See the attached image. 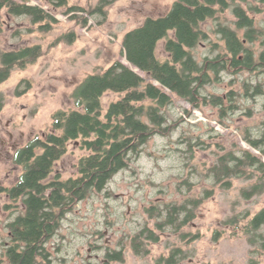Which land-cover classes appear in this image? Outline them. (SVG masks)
<instances>
[{
	"label": "rangeland",
	"instance_id": "1",
	"mask_svg": "<svg viewBox=\"0 0 264 264\" xmlns=\"http://www.w3.org/2000/svg\"><path fill=\"white\" fill-rule=\"evenodd\" d=\"M29 4L42 5L57 20L48 31H42L25 16H7L2 11L0 22V49H16L21 46L40 44L43 55L25 69H14L9 78L0 84L5 103L0 110V186H12L21 173L12 155L14 150L34 137L51 130V116L59 109H75L72 93L89 74L103 72L122 56L124 34L141 25L147 17L165 15L176 0H115L104 6V14L92 12L99 0H68V6H78L83 11L69 12L67 6L54 7L37 0H26ZM239 1L250 10L257 6L261 11H249L257 27L264 26V2L260 0ZM87 17L83 24L81 17ZM235 17L231 8L218 12L214 17L200 23L208 35L192 53L198 62L216 59L226 53L223 40L216 34L218 24L234 29ZM240 36L243 30L236 29ZM74 33V40H57L60 36ZM263 37L247 43L255 55L262 50ZM165 39L156 46L160 60L168 58L164 51ZM209 80L200 90L198 107L181 99L168 106L165 111L169 129L163 134L153 135L144 145L140 157L116 173L101 192H94L78 201L61 222V227L47 242L50 260L39 264H107L105 253L120 250L124 260L108 264H162L159 259L167 256L172 247H181L188 257L178 264H264V251L256 250L247 242L242 226L249 217L264 207V193L244 199L240 189L250 184L245 179H234L229 189H222L204 177L206 167L215 160L216 154L239 144L250 145L243 139L248 130L252 137L264 124V69L221 70L217 76L210 72ZM260 84L247 95L245 84ZM237 94L234 109L225 115L209 103L210 95ZM119 95L106 92L102 96L104 109ZM229 104V99L225 100ZM234 103V102H233ZM11 135V136H10ZM183 138L202 143L189 159ZM258 153L257 150H254ZM87 154L78 142H70L66 154L56 163L52 179L57 173L62 179L77 174V162ZM264 159V157H263ZM188 178L191 183L189 195H203L204 189H213V194L204 199L196 210L194 220L179 233L166 231L157 242L148 244V253L134 254L130 239L147 222L154 228V219L149 218L145 208L159 201L180 199L179 182ZM10 199L0 193V259L5 256V243L9 242L6 223L18 211L5 207ZM248 216L246 217V214ZM237 215L238 224L224 222ZM236 227V228H235ZM218 231L217 234L215 232ZM264 231V227H263ZM195 238L192 239V236Z\"/></svg>",
	"mask_w": 264,
	"mask_h": 264
},
{
	"label": "trees",
	"instance_id": "2",
	"mask_svg": "<svg viewBox=\"0 0 264 264\" xmlns=\"http://www.w3.org/2000/svg\"><path fill=\"white\" fill-rule=\"evenodd\" d=\"M37 1L54 7L67 6L69 12L84 10L68 6V0ZM114 1L99 0L90 13L104 14V6ZM229 1L176 0L165 15L145 18L141 25L127 31L122 38L121 53L127 64L118 59L103 72L87 75L72 93L76 108L56 110L51 116V130L17 152L15 162L22 165L23 174L5 191L14 201L20 196L26 208L10 223L13 245L7 247L9 260L5 264H36L39 258L47 259L46 243L58 231L61 218L78 201L104 190L116 173L140 157L144 145L153 135L168 131L165 109L175 99L198 107L201 87L209 80L210 72L217 76L219 71L231 68L264 69V40L258 55L247 45L264 38V26L257 28L239 4H233L231 11L236 18L235 28L243 30V35L228 25L218 24L215 32L223 40L226 53L210 61L205 59L203 63L193 55L192 49L208 37L200 23L228 8ZM250 10L258 11V7L251 6ZM2 11L7 16L28 17L42 31L50 30L57 22L42 5L29 4L26 0H0V22ZM74 16L81 17L83 24L87 23V17ZM161 39H165L164 51L168 54L165 60L156 56V46ZM57 40L72 42L74 33L64 34ZM43 52L40 44L0 49V84L14 69L22 70L37 62ZM259 85L254 87L246 83V94L253 95L249 93L252 88L256 94L260 92ZM106 92L117 93L119 97L104 109L101 99ZM237 96L230 92L225 97L210 95L208 98L209 103L225 115L227 110L237 106ZM227 99L229 104L225 103ZM4 103V95L0 92V110ZM257 136L252 137L248 130L245 132L243 139L250 148L239 144L231 149L221 147L214 162L206 167L204 177L222 189L231 188L234 179L251 181L240 189L244 199L263 194L264 127ZM70 142H78L87 151L77 162L76 176L43 182L52 171L54 162L66 154ZM182 142L186 144L184 153L189 159L202 144H194L190 138H183ZM38 148L42 150L40 154H36ZM182 186L189 191L191 183L188 178L182 179L177 187L182 195L180 199L159 201L145 208L149 218L154 219V228L146 222L132 235L130 246L134 254L143 256L148 253V244L160 238L155 230L161 234L173 231L181 237L188 235L181 229L194 220L198 207L214 191L206 188L203 195L195 196L184 192ZM239 222L238 216L233 215L224 223ZM263 227L264 207L242 226L247 242L260 251H264ZM187 257V251L172 247L167 256L162 255L158 261L178 264ZM105 258L108 262L124 260L120 250L107 251Z\"/></svg>",
	"mask_w": 264,
	"mask_h": 264
},
{
	"label": "flooded vegetation",
	"instance_id": "3",
	"mask_svg": "<svg viewBox=\"0 0 264 264\" xmlns=\"http://www.w3.org/2000/svg\"><path fill=\"white\" fill-rule=\"evenodd\" d=\"M261 2H264V0H260ZM230 2V4H229V6H228V8H231V10H232V5L233 4H239L240 5V2L239 1H234V2H231V1H229ZM241 6V5H240ZM256 6V5H255ZM241 7H243V6H241ZM257 7V6H256ZM228 8H226V9H228ZM244 8V7H243ZM225 9V10H226ZM246 11H247V14L249 15V11H254V10H247V9H245ZM258 11H261V9L258 7ZM258 11H255V12H258ZM232 12V11H231ZM217 14V13H216ZM233 14V13H232ZM234 16V15H233ZM250 16V15H249ZM235 17V16H234ZM251 17V16H250ZM252 18V17H251ZM253 19V18H252ZM235 20H236V18H235ZM253 21H254V19H253ZM254 25H255V22H254ZM256 26V25H255ZM257 27V26H256ZM262 27V26H261ZM261 27H257V28H261ZM47 133V132H46ZM46 133L44 134V135H42V136H39V137H34L33 139H35V138H43L45 135H46ZM11 136V135H10ZM33 139H31L30 141H32ZM30 141H28V142H30ZM27 142V143H28ZM27 143L25 144V145H27ZM25 145H23V146H21V147H19V148H17V149H15L14 150V153H13V155H12V158H13V162L15 163V166L16 167H21V173H20V175L18 176V178H17V181L12 185V186H14L18 181H19V178H20V176L23 174V167H22V165L21 164H18V163H16L15 162V157H16V154H17V152L21 149V148H23ZM41 148H38V149H36V154H40L41 153ZM59 159H61V158H59ZM59 159L57 160V161H55L54 162V164H53V166H52V171L50 172V174L43 180V182H45V183H49L50 181H52V180H55V179H57V177H59L60 179H62L61 178V175L60 174H56L52 179H50V175L53 173V169H54V166L56 165V163L59 161ZM66 179V178H65ZM12 186H9V187H1L0 186V193H4L8 198H9V195L7 194V192L5 191V189H8V188H10V187H12ZM10 199V198H9ZM10 201H11V203H8L5 207L7 208V210H12L11 212V215H13L14 214V212L13 211H18L17 210V205L19 204V206H21V208H20V211L15 215V216H13V218L12 219H10L7 223H6V227L8 228V237H9V242H7V243H5V256L2 258V259H0V264H5V263H7L8 262V260H9V258H8V256H7V247L9 246V245H13V243L11 242V240H10V235H11V230H10V223H12L14 220H15V218L18 216V215H21V214H23L24 212H25V204L23 203V201H22V199H21V197L19 196L18 198H17V200H12V199H10ZM74 206V205H73ZM73 206L71 207V209L66 213V214H68L69 212H71V210H72V208H73ZM66 214L61 218V222H62V220L66 217ZM60 227H61V224H60ZM60 227H59V229H60ZM58 229V230H59ZM57 233V232H56ZM55 233V234H56ZM46 250H47V252L49 253V255H48V258L47 259H42V258H39L38 259V261H37V263L36 264H39L40 263V260H42L43 262H45V261H49L50 260V252L48 251V249H47V243H46ZM105 261H106V263L108 264L109 262H108V260L105 258ZM112 261H116V260H112ZM111 262V261H110Z\"/></svg>",
	"mask_w": 264,
	"mask_h": 264
},
{
	"label": "water",
	"instance_id": "4",
	"mask_svg": "<svg viewBox=\"0 0 264 264\" xmlns=\"http://www.w3.org/2000/svg\"><path fill=\"white\" fill-rule=\"evenodd\" d=\"M126 61V60H125ZM137 69H134V71H136Z\"/></svg>",
	"mask_w": 264,
	"mask_h": 264
}]
</instances>
